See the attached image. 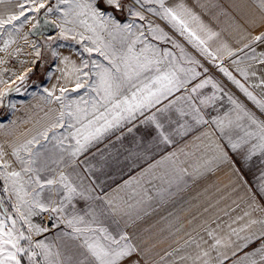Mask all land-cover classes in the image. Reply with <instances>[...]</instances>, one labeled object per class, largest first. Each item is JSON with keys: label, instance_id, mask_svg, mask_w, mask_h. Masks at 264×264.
<instances>
[{"label": "crops", "instance_id": "0c3cea01", "mask_svg": "<svg viewBox=\"0 0 264 264\" xmlns=\"http://www.w3.org/2000/svg\"><path fill=\"white\" fill-rule=\"evenodd\" d=\"M57 2L0 0V40L31 61L0 92L38 81L0 116L1 182L33 263L264 264V0H164L211 64L104 85L98 108L79 84V21L58 22ZM91 7L108 38L132 17L116 0ZM39 16L53 32L28 35Z\"/></svg>", "mask_w": 264, "mask_h": 264}, {"label": "rangeland", "instance_id": "374dc122", "mask_svg": "<svg viewBox=\"0 0 264 264\" xmlns=\"http://www.w3.org/2000/svg\"><path fill=\"white\" fill-rule=\"evenodd\" d=\"M97 1L58 0L57 4L61 7L58 12L56 11L59 16L58 22L62 23L63 20L72 17L79 21L81 36L78 45L81 68L79 84L81 89L89 85L97 88L96 92H91L95 95V98L94 96L91 98L95 103L90 106L96 108L101 106L102 101H98L103 100L104 94H107L104 85L151 83L153 77L151 74L155 69L183 67L184 64L187 67L193 64L208 67L211 64V61L205 59L199 49H194L186 35L164 15L161 8L164 0H116L123 3L122 11H127L132 17L128 18V21L113 20L110 26V38L102 27H95V21H103L97 17V13L91 7ZM160 16L171 22V26L165 24ZM37 24L38 20L35 21V26ZM158 24L161 26V32L155 35L153 29ZM35 26L28 35L34 36L32 32ZM67 28L71 31V27ZM9 39L5 37L3 42L0 40V80L4 83L15 80L13 83H16L28 73L31 61L24 55V45L10 44L7 42ZM185 53H193L195 60L184 61ZM16 60L22 61L25 69L4 77V70ZM50 64L52 61L48 62V67ZM28 79L22 80L16 88H11L12 90L8 91L6 88L0 92V103L4 106L0 116L4 117L12 110L14 94L22 95L30 81L31 84L38 83ZM80 91L73 101L75 106L79 107V116L83 117L88 105L84 96L86 92ZM1 176L0 171V264H34L33 253L25 245L27 238L23 233L22 225L10 209Z\"/></svg>", "mask_w": 264, "mask_h": 264}, {"label": "built area", "instance_id": "2783aa9c", "mask_svg": "<svg viewBox=\"0 0 264 264\" xmlns=\"http://www.w3.org/2000/svg\"><path fill=\"white\" fill-rule=\"evenodd\" d=\"M24 69H25V67L22 64V61L16 60L7 66V68L4 70L3 76L4 77L11 76L15 71L22 72V70H24ZM41 222L47 228H51L54 226L53 221L48 219L46 215H43L41 217Z\"/></svg>", "mask_w": 264, "mask_h": 264}, {"label": "water", "instance_id": "95a60500", "mask_svg": "<svg viewBox=\"0 0 264 264\" xmlns=\"http://www.w3.org/2000/svg\"><path fill=\"white\" fill-rule=\"evenodd\" d=\"M53 32L51 23L48 22L43 16H39L38 24L35 26L32 34L34 36H40L41 34H50Z\"/></svg>", "mask_w": 264, "mask_h": 264}, {"label": "trees", "instance_id": "16d2710c", "mask_svg": "<svg viewBox=\"0 0 264 264\" xmlns=\"http://www.w3.org/2000/svg\"><path fill=\"white\" fill-rule=\"evenodd\" d=\"M53 1H54V0H51V3H52ZM107 9L114 10V8H112V7H107Z\"/></svg>", "mask_w": 264, "mask_h": 264}]
</instances>
